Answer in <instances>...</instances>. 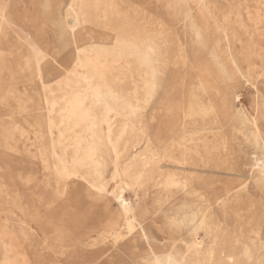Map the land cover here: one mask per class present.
<instances>
[{
    "label": "rangeland",
    "instance_id": "rangeland-1",
    "mask_svg": "<svg viewBox=\"0 0 264 264\" xmlns=\"http://www.w3.org/2000/svg\"><path fill=\"white\" fill-rule=\"evenodd\" d=\"M157 258L264 264V0H0V264Z\"/></svg>",
    "mask_w": 264,
    "mask_h": 264
},
{
    "label": "bare ground",
    "instance_id": "bare-ground-1",
    "mask_svg": "<svg viewBox=\"0 0 264 264\" xmlns=\"http://www.w3.org/2000/svg\"><path fill=\"white\" fill-rule=\"evenodd\" d=\"M185 1V0H184ZM70 8V7H69ZM45 9V8H43ZM180 9V8H179ZM3 13V12H2ZM179 15V14H178ZM57 29V28H56ZM62 37V36H61ZM62 57V56H61ZM88 58V57H86ZM206 58V57H204ZM203 58V59H204ZM202 59V58H201ZM89 60V59H88ZM96 61V60H95ZM163 90V88H162ZM109 91V90H108ZM82 92V91H81ZM158 92V91H157ZM156 92V93H157ZM171 92V91H170ZM96 98V97H95ZM88 106V105H87ZM109 107V106H108ZM112 110V109H111ZM59 112V111H58ZM126 112V111H125ZM121 122V121H120ZM132 122V121H131ZM119 124V123H118ZM131 125V124H130ZM127 127V125H126ZM142 133V132H141ZM145 133V132H144ZM139 145V144H138ZM164 146V145H163ZM162 146V147H163ZM161 149V148H160ZM85 154L86 156L88 157H92L94 154H95V149L90 145V144H87L85 143ZM178 179L177 178H170L169 179V183L172 184V185H177L178 184ZM126 184H124L122 181L120 182V184H118V186L116 187V194H115V199L117 200L118 202V205L120 206V208L123 210L124 214L127 216L128 221H127V225L130 227V230H132L134 227H135V224H137L140 228V233H141V236L143 237V239L148 242V236L146 235V233L144 232L143 228H142V225H141V222H140V219H141V216H142V212L139 210H134L133 209V206H132V202L130 200H125L123 198V195H122V192L124 191L125 189V186ZM127 189V188H126ZM144 209V208H143ZM204 217V216H203ZM142 220V219H141ZM195 240V239H194ZM196 245L199 246L201 244L200 240L196 239L195 241ZM149 244V243H148ZM149 249L150 251L157 257L153 247L149 244ZM175 256V255H174ZM176 258V257H175ZM178 259V258H177ZM174 260V259H173ZM182 260V259H181ZM175 261V260H174ZM157 262L158 264H160V261L159 259L157 258Z\"/></svg>",
    "mask_w": 264,
    "mask_h": 264
}]
</instances>
